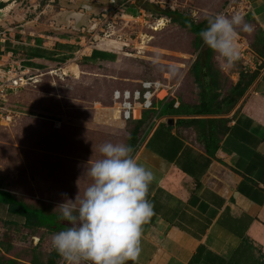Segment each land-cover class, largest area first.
<instances>
[{"label": "rangeland", "instance_id": "374dc122", "mask_svg": "<svg viewBox=\"0 0 264 264\" xmlns=\"http://www.w3.org/2000/svg\"><path fill=\"white\" fill-rule=\"evenodd\" d=\"M5 1L9 3L7 7L12 4V0ZM122 1L111 0L100 10L83 14L85 23L77 25L76 17L85 11L83 7L69 11L68 14H73L66 23L60 18L50 21L52 17L48 15L61 11L62 2L52 0L44 5L40 0L38 9L46 12L38 16L37 29L59 26L82 35V47H87V51L100 47L116 52L117 57L112 62L86 64L81 56L75 55L64 64L53 62L45 68L29 69L26 84L0 95V176L7 190L28 205L58 214L53 209L64 201L63 193L74 199L90 183L84 171L90 160L101 158L100 145L129 144L133 125L120 119L113 108L114 89L131 88L144 79H160L170 85L172 95L180 103H199L200 88L192 65L202 52V45L197 46L195 34L187 28L158 12L146 10L148 2L164 9H177L197 22L215 13L240 14L253 27L251 32L237 29V34L249 44L257 29L252 19L246 18L251 0ZM3 17L0 12V18ZM11 62L5 57L0 67L8 69ZM13 64L19 74L26 69ZM213 65L222 75L223 97L238 80L240 65L234 62L229 67L216 54ZM16 232L14 237L1 231L0 241L6 246L15 239L14 253L27 257L33 253L31 245L37 244L39 237L29 236L25 228ZM41 233L43 237L36 250L42 256L43 250L53 247L51 239L44 236L46 232Z\"/></svg>", "mask_w": 264, "mask_h": 264}, {"label": "crops", "instance_id": "0c3cea01", "mask_svg": "<svg viewBox=\"0 0 264 264\" xmlns=\"http://www.w3.org/2000/svg\"><path fill=\"white\" fill-rule=\"evenodd\" d=\"M24 1L26 6L21 7ZM47 1L52 0H43L44 5ZM59 1L61 11L50 13V21L60 18L66 23L73 14H68L69 11L83 7L85 11L76 17L77 25L85 23L84 15L111 2ZM40 4V0H12V7L0 8L5 16L0 18V50L6 46L11 49L0 54V63L7 57L12 60L10 65L16 63L29 70L60 63L50 58L59 60L67 55L70 58L62 64L75 55L81 56L86 64L113 61L108 53L106 59H101L99 53L91 57L94 49L116 52L100 47L87 51V47H82L83 36L76 32L53 25L37 29L38 16L46 12L38 9ZM63 10L67 11L62 13ZM247 12L264 30V0H251ZM38 54L43 57H29ZM1 70L6 69L0 67ZM258 71L244 97L224 115L229 117L228 130L214 155L206 152L194 126L177 123V116H172L174 123L168 124L169 115L160 113L161 107L153 113L158 120L153 124L148 120L141 127L133 154L154 173L147 197L154 206V215L143 225L141 253L136 264H264V70ZM59 221V230L43 227L28 235L39 237V243L41 232L45 231L44 236L51 239L53 233L66 227L65 221ZM23 223L24 219L8 212V205L0 203L2 232L8 231L15 237L17 229L25 228ZM2 243L0 256L15 259L19 264H34L33 254L16 256L14 247L6 252ZM16 243L15 239L11 241L12 246ZM38 243L31 245L32 252ZM43 251L40 256L45 262L53 248ZM57 264H63L61 257Z\"/></svg>", "mask_w": 264, "mask_h": 264}, {"label": "clouds", "instance_id": "9594fccd", "mask_svg": "<svg viewBox=\"0 0 264 264\" xmlns=\"http://www.w3.org/2000/svg\"><path fill=\"white\" fill-rule=\"evenodd\" d=\"M238 28L253 30L240 14L215 13L207 15L199 32L202 45L229 67L239 58ZM133 152L129 144L103 143L101 158L86 165L90 183L83 194L74 199L62 194L64 201L53 211L67 226L52 234L51 244L63 264H136L143 225L154 215L147 198L154 173Z\"/></svg>", "mask_w": 264, "mask_h": 264}, {"label": "trees", "instance_id": "16d2710c", "mask_svg": "<svg viewBox=\"0 0 264 264\" xmlns=\"http://www.w3.org/2000/svg\"><path fill=\"white\" fill-rule=\"evenodd\" d=\"M122 2H125V0ZM8 4L9 3L0 1V8H3ZM144 8L146 10H150L153 13L158 12L159 15L166 16L171 21L180 24L184 28H187L195 34L197 46L200 47L202 45L199 32L206 27V20L197 22L191 16L186 15L177 9H164L157 4L150 2H148ZM246 16V18L252 19V21L257 26L254 34V40L252 43H250V47L261 58L264 59V30L258 25L251 12H248ZM202 47V52L198 55L197 59L192 65V72L194 74L195 81L200 88L199 103L195 105L180 103V106L175 108V98H172L168 102H160L158 104V109L161 107L162 112L160 111V113L163 115H169V118L172 116H177V123L186 126H194L197 131L198 139L205 145L206 152L214 155L222 135L226 134L228 130L227 123L229 122V117H224V115L229 114L235 108L238 102L244 97L249 87L259 75V71H250L249 69L243 67L240 62H237L238 65H240V69L237 70L238 80L229 89V92L225 96L221 97L220 90L222 85V75L221 72L213 65V56L215 53L203 45ZM10 50L11 49H9V46H6L5 50H0V54ZM96 53L102 55L101 59H106L107 55L105 53H108L109 56H111L110 60L114 61L117 57L116 53L102 51L99 49H94L91 57H94ZM29 57L34 59L43 56L38 54ZM68 58H70V55L64 56L59 60L54 57H51L50 59L63 63ZM97 58L98 57L94 59L96 60ZM26 63L28 65L31 64L30 61H27ZM155 112L156 111L154 110L145 111L140 119L128 121L133 125L129 137V145H131L133 149L136 144L138 132L144 123L151 119L150 117H152L153 113ZM0 203L8 205V212L10 214L16 215L17 218L24 219L23 226L27 228V230H30L28 231L30 233L38 231L43 227L48 228L49 230H59L61 228L57 213L49 212L43 207L31 206L21 200H18L7 190L6 184L4 183V180L1 176ZM65 226H67V222H65ZM39 245L40 244L37 246ZM2 246L6 252H9L14 247L11 246V244L6 247L4 243H2ZM38 253H40V251H38ZM38 253L35 251L32 253L34 264H57L60 258L54 249L49 253L47 261L45 262L42 261L43 259ZM37 254L38 257L35 256ZM2 264H19V262L15 259L3 256Z\"/></svg>", "mask_w": 264, "mask_h": 264}, {"label": "built area", "instance_id": "2783aa9c", "mask_svg": "<svg viewBox=\"0 0 264 264\" xmlns=\"http://www.w3.org/2000/svg\"><path fill=\"white\" fill-rule=\"evenodd\" d=\"M115 2V0H112ZM237 44L239 48V58L235 62H240L243 67L249 70H264V59H262L251 47L249 42L241 35L237 34ZM23 68V66L19 65ZM27 68L17 72L15 65L11 64L6 70L0 71V95L6 91H15L28 82ZM238 75V74H237ZM175 98L174 107L180 106V101L172 95L170 85L160 79H144L131 88H116L112 91L111 99L113 108L123 121L138 120L145 111H157L160 102H168ZM3 116V115H1ZM158 120L157 114L150 119L153 124Z\"/></svg>", "mask_w": 264, "mask_h": 264}, {"label": "water", "instance_id": "95a60500", "mask_svg": "<svg viewBox=\"0 0 264 264\" xmlns=\"http://www.w3.org/2000/svg\"><path fill=\"white\" fill-rule=\"evenodd\" d=\"M174 123V118L173 117H170L169 119H168V124H173Z\"/></svg>", "mask_w": 264, "mask_h": 264}]
</instances>
